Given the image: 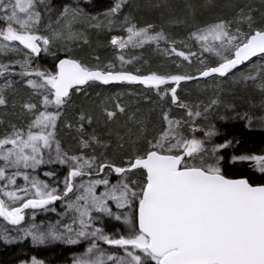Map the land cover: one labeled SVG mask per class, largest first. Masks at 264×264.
<instances>
[{
  "label": "snow or ice",
  "instance_id": "6c2138e0",
  "mask_svg": "<svg viewBox=\"0 0 264 264\" xmlns=\"http://www.w3.org/2000/svg\"><path fill=\"white\" fill-rule=\"evenodd\" d=\"M124 4L113 0L111 7L91 15L80 0H73L53 20V0H0V106L8 104L6 93H17L15 85L31 90L19 105L22 123H9L0 133V218L12 226L0 229V242L30 239L33 246H82L72 264H264V154L238 152L235 137L218 142L223 133L215 123L199 125L198 118L209 121L221 107L236 111L223 103L219 91L207 103H189L181 102L172 86L201 78L231 79L234 85L254 88L264 109V0L260 7L230 4V15L194 24L181 40L151 23L139 26L127 15L121 20ZM82 24L109 33L119 27L126 33L112 35L109 42L120 53L115 57L119 68L101 64L98 56L96 64H89L67 47L89 45L77 30ZM153 45L189 65L198 61L197 75L126 70L139 58L126 59L124 50ZM41 53L51 56V70L41 68ZM253 58L260 63L253 65ZM122 83L155 90L161 124L149 129L147 119L133 113L127 123L134 127L126 124L123 135L115 132L116 150L109 155L110 142L94 125L103 122L107 128L116 111L103 103L99 115L91 107L80 108L64 124L74 130L76 147L65 148L58 128L73 94ZM16 104L14 100L13 108ZM163 104L169 107L163 109ZM172 106L186 116L172 118ZM115 109L126 111L119 103ZM216 119L246 120L247 128L254 123L248 113ZM258 123L264 129V117ZM41 166L51 169L43 173L46 179L36 174ZM57 202L64 209L58 213L61 219L35 223L38 212L55 213ZM69 215L71 222L63 223ZM30 264L44 261L33 257Z\"/></svg>",
  "mask_w": 264,
  "mask_h": 264
},
{
  "label": "trees",
  "instance_id": "16d2710c",
  "mask_svg": "<svg viewBox=\"0 0 264 264\" xmlns=\"http://www.w3.org/2000/svg\"><path fill=\"white\" fill-rule=\"evenodd\" d=\"M73 0H53V5L57 9L53 12L54 15L59 14V10L65 3H72ZM245 2L252 3L255 7H260V0H128L127 5L123 6L122 11L136 21L139 25H145L151 23L156 26L157 29L163 28L167 34H170L176 39L185 38L192 26L201 25L205 22H211L217 16L230 15L234 9L229 7L230 4L237 3L243 4ZM113 0H80V6L91 14L96 15L105 11L111 7ZM177 21H183V23H176ZM89 39V45H83L80 42V46L69 43L67 47L73 49V53L80 58H84L89 64H96L95 57H99L101 64H107L109 62L115 63L117 68L119 65L115 57L118 55V51L113 49L110 45V36L108 33L98 31L95 28L82 30ZM55 50V49H53ZM149 46L143 49L135 50L136 53H142L145 58L144 62H140L137 65H125L126 70L135 73V69L139 68L140 75H146L149 72H158L161 74L172 73L182 74L188 72L191 75H195L199 68L195 64V59L191 65L183 63H175L169 60L171 57L164 56L162 53H148ZM60 57H64V53H59ZM39 64L42 69L51 70L53 67V60L51 56H45L40 54ZM208 58V57H207ZM260 63L253 59V64ZM182 65L177 67V65ZM17 71L19 69L17 68ZM13 79L19 81L20 77H14ZM215 80V79H212ZM216 80L225 81L224 78H217ZM3 78L0 77V86L3 85ZM196 81H182L177 87L178 96L181 102L196 103L195 96L199 93L194 86ZM18 89L15 95L10 92L6 93L8 98V104L6 106H0V121L3 125H0V133H3L7 124L15 123L20 125L22 123V117L20 115V103L29 98L30 89L20 84L15 85ZM220 98L225 104H230L236 107L242 113H248L254 120L251 128L245 127L247 121L241 119H229L227 121H220L217 123V127L223 133L218 138V142H222L226 136L229 139L235 137L240 141L238 152L249 154H264V129L259 126V112L261 108L258 106L260 102L259 93L252 87H239L233 91L226 88L223 91H219ZM232 93V94H231ZM217 94V92H216ZM115 97L116 99H111ZM16 101V107L13 108V101ZM105 104L109 111H116L115 120L108 124L107 128L104 127L103 122L94 125L97 128L98 134L102 135L104 139L110 142V147L107 149L109 155L116 150L117 139L115 132L118 130L123 135L127 127H134L128 122L129 116L136 113L138 117H144L148 121L149 129L153 126L161 124L162 107L159 98L156 95L154 89L140 84H128L122 83L116 86L97 85L89 87L80 93H74L72 100L68 105L65 112V117L59 122L58 139L62 141L65 147L70 148L74 146L76 140L73 138L75 132L69 131L64 127L66 121H71L74 114H77L80 108H93L95 109V115L100 114L101 104ZM119 103L126 109L124 113H119L115 109V104ZM170 103V97H169ZM249 103V104H248ZM169 104H163V109H167ZM171 116L174 119H178L182 116H186V113L180 109L172 106ZM220 110L216 111V116L227 114L224 112L220 114ZM241 115V114H240ZM231 116V115H229ZM108 130L112 131V135L108 136L106 133ZM91 131V129H89ZM187 132V129H185ZM44 170H51L48 167H42L37 170V175L41 179H46L43 176ZM233 172L236 169H232ZM113 174L110 179L115 182ZM63 177L61 176V179ZM18 183L22 186V177L17 178ZM28 213L29 211L26 210ZM111 227V225H109ZM83 251L82 246H67L62 244H51L46 246H33L30 239L12 245H4L0 242V264H20L21 261L30 262L33 257L38 260H43L44 264H70L74 254H78Z\"/></svg>",
  "mask_w": 264,
  "mask_h": 264
},
{
  "label": "rangeland",
  "instance_id": "374dc122",
  "mask_svg": "<svg viewBox=\"0 0 264 264\" xmlns=\"http://www.w3.org/2000/svg\"><path fill=\"white\" fill-rule=\"evenodd\" d=\"M128 3V0H125V6L127 5ZM127 14L124 13L122 10H121V13H120V19L123 20L124 16H126ZM57 15H54L52 14V19L55 20ZM132 22L133 23H136L137 25H139L136 21H134L132 19ZM45 23H47V21H45ZM139 26H144V25H139ZM41 28L43 29V25H41ZM87 29H90V27H88L87 24H82L78 27V31H82V30H87ZM157 29V28H156ZM157 30H160V29H157ZM104 32L108 33L109 36H110V40H111V36L112 35H125L126 36V33L123 32L119 27L115 28L111 33H109L107 30H104ZM47 34V33H45ZM187 37V36H186ZM185 37V38H186ZM185 38H181V39H185ZM181 39H177V40H181ZM146 47V46H145ZM161 48H164L165 45L163 43H161L160 45ZM178 50H184V51H187V49H184L183 46L181 45H178ZM139 48L137 49H133V48H128L126 50H124L123 52V55H125V58L126 59H129L133 56L135 57H138L139 59L137 61H135L133 64L134 65H137L138 63H140L141 61L144 62L145 61V58L142 56V53L138 54L136 53L135 50H138ZM151 51V52H150ZM192 51H198V48L196 47H193L192 48ZM152 53V54H155V53H161L159 51H157L155 49V46H151L149 47V50H148V53ZM43 54V53H41ZM120 53L118 52V55ZM165 56V55H164ZM205 58H207V54H205ZM169 60H172V62H175V63H183V64H187V61H183L182 58L180 57H176L175 55H173ZM118 61V60H117ZM141 62V63H142ZM119 65V61L117 63ZM195 64L199 67V63L198 61L195 60ZM259 63H255L253 65H257ZM129 71V70H128ZM197 73V71L195 72ZM196 84L194 85L197 90H198V94L195 96L196 98V103L200 102V101H203L204 103H207L209 101V99L215 97L217 94L216 92L218 91H223L225 90L226 88H228L229 92L230 90L233 91V88L234 89H238L239 87H242L243 85L242 84H236L234 85L232 82H231V79L229 80H225V81H219V80H212L211 78H207V79H201L199 82H195ZM219 86V87H217ZM244 87V86H243ZM232 94V93H231ZM224 103V102H223ZM225 104V103H224ZM249 104V103H248ZM233 106V105H232ZM259 106V105H258ZM235 108V112H232V111H227L228 112V115H231L232 117H234L237 113L241 114V116L244 115V113H242L241 111H239L236 107ZM220 114L226 112L225 109L223 107L220 108ZM195 110V109H194ZM264 117V109H261V111L259 112V118H262ZM199 125L200 126H203L205 123H215L217 125L218 122H220L218 119H216L215 116H213L212 119H210L209 121H204L203 119H199ZM242 120V119H241ZM198 135H202V133L198 134ZM64 146V144H63ZM65 147V146H64ZM76 147V143L74 144V146L70 147V148H67V149H74ZM42 167H47V166H41ZM46 170H44L45 172ZM115 183V182H113ZM99 191H103V187L100 186L99 187ZM56 212L55 213H44V212H38L37 213V218H36V221L35 223L37 224H40L41 222H43L45 225L49 224V223H52L54 224L58 219H61V217L58 215V213H62L64 211V209L61 207V204L60 202H57L56 205ZM27 216H28V219H29V222H31V212L29 211L28 213L26 212ZM71 222V218H70V215L68 218H65L63 220V223H70ZM62 226V225H61ZM4 227H8L9 229H11L12 226L10 225H7L5 221H3L1 218H0V229L4 228ZM30 264V262H29ZM72 264V263H70Z\"/></svg>",
  "mask_w": 264,
  "mask_h": 264
},
{
  "label": "water",
  "instance_id": "95a60500",
  "mask_svg": "<svg viewBox=\"0 0 264 264\" xmlns=\"http://www.w3.org/2000/svg\"><path fill=\"white\" fill-rule=\"evenodd\" d=\"M61 58H64V57H61ZM254 59V58H253ZM195 75H197V74H195ZM201 79H207V78H201ZM2 219V218H1ZM3 220V219H2Z\"/></svg>",
  "mask_w": 264,
  "mask_h": 264
}]
</instances>
